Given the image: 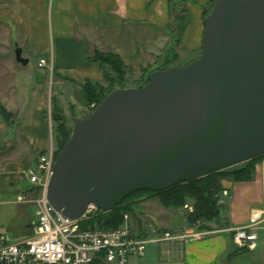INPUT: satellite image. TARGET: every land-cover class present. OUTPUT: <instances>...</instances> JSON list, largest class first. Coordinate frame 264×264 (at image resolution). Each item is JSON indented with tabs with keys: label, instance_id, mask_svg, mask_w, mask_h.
I'll list each match as a JSON object with an SVG mask.
<instances>
[{
	"label": "crops",
	"instance_id": "crops-1",
	"mask_svg": "<svg viewBox=\"0 0 264 264\" xmlns=\"http://www.w3.org/2000/svg\"><path fill=\"white\" fill-rule=\"evenodd\" d=\"M211 0H0V205L17 203L26 172L40 155L57 150L54 107L72 128L89 110L85 82L105 86L95 51L118 56L135 80L155 70L183 67L200 56L204 14ZM21 50L26 65L16 61ZM41 60L47 65L39 67ZM69 115L74 116L70 119ZM229 197L216 220L206 222L198 240L163 242L127 264H264V226L254 250L238 248L232 230L247 224L253 210L264 215V157L250 181L221 180ZM8 198H13L10 200ZM186 204L191 205L192 201ZM129 214L133 232L153 225L179 233L189 226L183 208H165L144 196ZM13 229L21 238L33 224L22 214ZM19 239V240H20ZM101 264H114L104 263Z\"/></svg>",
	"mask_w": 264,
	"mask_h": 264
},
{
	"label": "water",
	"instance_id": "water-1",
	"mask_svg": "<svg viewBox=\"0 0 264 264\" xmlns=\"http://www.w3.org/2000/svg\"><path fill=\"white\" fill-rule=\"evenodd\" d=\"M263 155L264 0H214L198 59L112 91L73 124L46 199L76 220L89 206L108 213L135 192L241 172Z\"/></svg>",
	"mask_w": 264,
	"mask_h": 264
},
{
	"label": "built area",
	"instance_id": "built-area-1",
	"mask_svg": "<svg viewBox=\"0 0 264 264\" xmlns=\"http://www.w3.org/2000/svg\"><path fill=\"white\" fill-rule=\"evenodd\" d=\"M47 65L41 60L39 67ZM52 149L38 157L33 168L26 172L31 189L18 195L16 202L35 205L38 220L27 235L12 241L0 233V264H94L96 261L127 264L131 258L144 257L147 246L163 242L198 240L206 234L202 229L205 222L197 220L189 223L179 233L161 232L153 225L146 227V235L133 232L129 226V213L122 215V224L117 228H100L84 225L96 216L94 206H89L79 219L71 220L54 210L46 199L47 186L54 164ZM229 197L227 190L217 196V205L222 206ZM187 215L193 213L192 205L185 204ZM264 226V215L253 210L245 226L232 230L234 244L248 251L254 250L259 237L256 229ZM264 250V240H263Z\"/></svg>",
	"mask_w": 264,
	"mask_h": 264
},
{
	"label": "trees",
	"instance_id": "trees-1",
	"mask_svg": "<svg viewBox=\"0 0 264 264\" xmlns=\"http://www.w3.org/2000/svg\"><path fill=\"white\" fill-rule=\"evenodd\" d=\"M213 2L214 0H211L209 8L204 14V19L209 13ZM92 61L98 63L104 69V79L107 86L92 84L91 82L84 83L81 90L84 101L89 107V113L87 115H89L112 91L129 88L127 86L129 71L118 56L112 53L95 51ZM147 81L148 78L144 81L140 80L141 83L135 87L141 88ZM0 114L5 120L9 117L2 108L0 109ZM52 120L56 123L57 150L54 153L55 159L67 143L71 134V128L67 127L65 119L55 107L53 109ZM262 157H264V155L252 160L249 166L241 172L233 174H224L221 172L213 173L191 182L178 184L163 192H135L123 199L115 210L108 213L98 212L99 215H96L84 225L93 226L97 224L100 228L119 227L122 224V215L124 213L133 214L138 198L144 194L154 196L165 208H181L188 200L192 201L191 205L194 211L192 214L188 215L189 223L197 220H202L205 223L211 222L218 218L220 212V206L217 205V196L222 191L221 180L229 178L235 182L250 181L253 175L254 163ZM94 264H101V262L96 261Z\"/></svg>",
	"mask_w": 264,
	"mask_h": 264
},
{
	"label": "rangeland",
	"instance_id": "rangeland-1",
	"mask_svg": "<svg viewBox=\"0 0 264 264\" xmlns=\"http://www.w3.org/2000/svg\"><path fill=\"white\" fill-rule=\"evenodd\" d=\"M140 80H135L134 77L128 75L127 79V86L128 87H135L140 84ZM107 86V83L105 84ZM89 110H84L83 114L87 115ZM70 119L74 118V116L69 115ZM23 190L18 194L21 195L24 192H28L31 189V184L29 181H25L22 185ZM144 196H152L150 194L141 195L138 198V202H140L141 198ZM152 198H155L152 196ZM1 199V198H0ZM13 200V198H8ZM156 199V198H155ZM37 208L35 205H27V204H20L17 206L15 204H8V205H0V233L6 234L12 241H17L20 239L21 235L14 234L13 229L18 228L22 222L21 216L25 214L27 218L31 220V222H36L38 220L36 216ZM96 215H99L98 213ZM130 228H134L133 221L129 223ZM153 245V244H151ZM150 244L147 246L150 247Z\"/></svg>",
	"mask_w": 264,
	"mask_h": 264
}]
</instances>
